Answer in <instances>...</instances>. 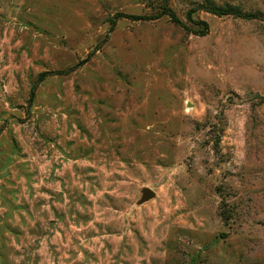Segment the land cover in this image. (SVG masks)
Masks as SVG:
<instances>
[{"label":"rangeland","instance_id":"1","mask_svg":"<svg viewBox=\"0 0 264 264\" xmlns=\"http://www.w3.org/2000/svg\"><path fill=\"white\" fill-rule=\"evenodd\" d=\"M0 264H264V0H0Z\"/></svg>","mask_w":264,"mask_h":264},{"label":"trees","instance_id":"2","mask_svg":"<svg viewBox=\"0 0 264 264\" xmlns=\"http://www.w3.org/2000/svg\"><path fill=\"white\" fill-rule=\"evenodd\" d=\"M202 7L206 11L211 12V13H213L215 15H218V16L223 15V14H234V15L241 16V17H256L255 16L256 14H254L252 12H250V13L243 12L241 10V8L238 7V6H230V5L217 6V5L208 3V4L202 5ZM190 11H188V13H187L188 19L190 21L196 23L198 25V27H199L198 29H194L193 32L195 34H198V35H204L207 32V30H208L207 22L205 20H202V19L193 20L192 17H191ZM163 14L169 15L172 21L178 22V19L175 16L174 12L170 9V7L166 3H162V10L160 12V15H163ZM156 15L148 16V18L149 17L150 18L151 17H158ZM124 16L125 17H139V16H134V15L132 16L130 14H122L121 12H117L113 16V18L110 19L111 20V25L112 26L114 25V22L116 21L117 18L124 17ZM143 17H145V16H143ZM45 74H46V72L40 73L39 74V79H42L45 76ZM220 214H221L223 219H228V217H229V214H228L227 210L224 209V208L221 209Z\"/></svg>","mask_w":264,"mask_h":264},{"label":"water","instance_id":"3","mask_svg":"<svg viewBox=\"0 0 264 264\" xmlns=\"http://www.w3.org/2000/svg\"><path fill=\"white\" fill-rule=\"evenodd\" d=\"M140 191H141V195L137 199V203H142L155 196V191L148 186H143Z\"/></svg>","mask_w":264,"mask_h":264}]
</instances>
